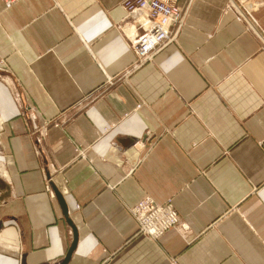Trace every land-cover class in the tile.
Masks as SVG:
<instances>
[{
  "label": "crops",
  "instance_id": "1",
  "mask_svg": "<svg viewBox=\"0 0 264 264\" xmlns=\"http://www.w3.org/2000/svg\"><path fill=\"white\" fill-rule=\"evenodd\" d=\"M124 1L0 0V264H264V0H177L133 69Z\"/></svg>",
  "mask_w": 264,
  "mask_h": 264
},
{
  "label": "built area",
  "instance_id": "2",
  "mask_svg": "<svg viewBox=\"0 0 264 264\" xmlns=\"http://www.w3.org/2000/svg\"><path fill=\"white\" fill-rule=\"evenodd\" d=\"M4 1L11 3L15 0ZM123 8L124 10H135L133 12L139 11L143 14V19L137 17V21L143 26L152 29V31L138 40L140 44L137 49L143 54H146L147 50L153 48L159 42L163 43L166 39L170 38L169 23L172 21L179 22L181 17L179 10H183L177 3V0H125ZM229 9V6H226V10ZM152 14L154 15L152 16ZM151 23H154V25ZM135 33L134 30L132 38ZM261 36L263 38L264 33ZM131 211L137 220L139 231L150 237H156L171 227L179 226L182 230L187 229L183 223L179 222L170 202L157 204L150 197L146 196L132 206Z\"/></svg>",
  "mask_w": 264,
  "mask_h": 264
},
{
  "label": "rangeland",
  "instance_id": "3",
  "mask_svg": "<svg viewBox=\"0 0 264 264\" xmlns=\"http://www.w3.org/2000/svg\"><path fill=\"white\" fill-rule=\"evenodd\" d=\"M124 11L126 14L125 19L127 20V22H130V24L134 26V29L136 32L135 35L133 36V38L131 37L132 35L129 36L125 33L126 37L128 38L131 51L134 54V61L132 62V69L137 68V67L143 65L144 63L151 61L157 52H159L167 44L174 42L176 40L177 33H178L182 23H183V17H184V13H185V10H179L180 15H181L179 22L172 21L169 23V37H170L169 39H166L163 43L159 42L153 48L147 50L146 54H143L140 51H138V49H137V47L139 48V44H140V42L138 40H139V38L146 35L148 32L152 31V29H149L147 26H143L142 24H140L137 21V16L139 15L138 14L139 11H136V12H133L135 10H124ZM227 11H229V10H227ZM153 15L154 14H152V16ZM155 19H157V18L155 17ZM151 22H153V21H151ZM151 24L154 25V23H151ZM263 33H264V31L261 30V34H263ZM135 38H137V39L135 40ZM261 38H262V36H261ZM261 40L263 41L264 37ZM135 44H136V47H135ZM77 155L81 156L82 154L79 151L77 153Z\"/></svg>",
  "mask_w": 264,
  "mask_h": 264
},
{
  "label": "bare ground",
  "instance_id": "4",
  "mask_svg": "<svg viewBox=\"0 0 264 264\" xmlns=\"http://www.w3.org/2000/svg\"><path fill=\"white\" fill-rule=\"evenodd\" d=\"M228 2H229V6L230 7H233L234 6L233 0H228ZM138 14L139 15L137 17H139L140 19H143V14H141L140 12H138ZM0 172H4V167L2 166L1 162H0Z\"/></svg>",
  "mask_w": 264,
  "mask_h": 264
}]
</instances>
